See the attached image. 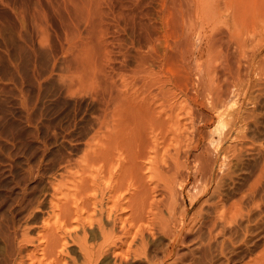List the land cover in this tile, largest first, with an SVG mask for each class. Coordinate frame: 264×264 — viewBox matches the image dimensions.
<instances>
[{
	"label": "bare ground",
	"instance_id": "6f19581e",
	"mask_svg": "<svg viewBox=\"0 0 264 264\" xmlns=\"http://www.w3.org/2000/svg\"><path fill=\"white\" fill-rule=\"evenodd\" d=\"M227 16V0H0V165L16 143V155L57 147L0 166V264H77L68 243L79 264L145 263L155 231L173 254L174 200L211 178L198 106L222 137L234 120Z\"/></svg>",
	"mask_w": 264,
	"mask_h": 264
},
{
	"label": "rangeland",
	"instance_id": "374dc122",
	"mask_svg": "<svg viewBox=\"0 0 264 264\" xmlns=\"http://www.w3.org/2000/svg\"><path fill=\"white\" fill-rule=\"evenodd\" d=\"M227 6L230 51L237 58L234 69L240 76V82L234 78L233 86L228 87L234 120L230 122L228 113L224 115L227 135L222 137L216 116L205 105L198 106L195 122L199 134L194 141L195 149L205 151L203 158L212 157V165L208 166L211 178L204 182L197 174L196 189L188 192V185H184L174 200L175 219H172L179 224L176 229L181 224L183 228L173 254L169 258L165 256L172 248L169 238L155 231L156 234L149 237L145 263L144 259L131 257L127 264H264V0H227ZM189 42L193 49L204 46L197 33L191 35ZM209 56L210 52L204 51L194 62L200 68L205 67ZM218 62L220 58L214 61ZM182 98L178 99L181 114L190 110L187 105L188 108H183L188 102H183ZM17 144L4 157L1 167L20 159L17 157L20 154L16 155ZM44 147L42 155L31 156V149L20 155L21 161L34 164L41 156L45 160L57 154L52 138H48ZM190 161L191 156L186 162L188 166L192 164ZM3 199L1 196L0 201ZM1 205L2 209L7 208L4 202ZM165 211L162 214L168 217ZM19 215L15 216L17 220ZM68 247V254L77 258V264L81 263L76 245L68 243ZM110 256L105 259L111 260L108 263L112 262Z\"/></svg>",
	"mask_w": 264,
	"mask_h": 264
}]
</instances>
